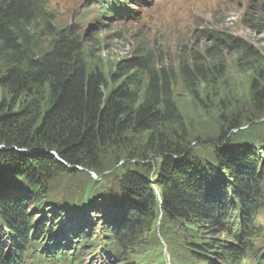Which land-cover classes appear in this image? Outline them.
<instances>
[{"label": "trees", "instance_id": "trees-1", "mask_svg": "<svg viewBox=\"0 0 264 264\" xmlns=\"http://www.w3.org/2000/svg\"><path fill=\"white\" fill-rule=\"evenodd\" d=\"M48 4L0 0V264H51L49 256L58 264H82L90 238L68 231L80 235L71 255L62 242L51 243L56 233L43 231L44 200L51 203L53 222L66 212H83L86 204L101 214L97 242L106 259L99 264L116 257L142 263L126 256H143L134 245L145 241L135 239L155 224L166 243L184 250L174 255L176 264H264V253L252 248L260 236L254 219L264 209V132L234 134L264 118V51L213 32L209 58L218 48L233 50L247 59V70H259L246 94L251 115L232 114L215 138L191 140L173 82L187 86L202 109L213 104L223 111L210 59L193 52L165 64L161 52L141 47L109 66L89 52L75 24L52 22ZM247 20L248 28L261 31L262 22L252 26L258 20ZM234 137L247 141L232 143ZM108 151L118 166L109 187L93 183L61 203L48 197L59 177L78 169L103 173ZM178 228L189 238L184 244Z\"/></svg>", "mask_w": 264, "mask_h": 264}, {"label": "rangeland", "instance_id": "rangeland-1", "mask_svg": "<svg viewBox=\"0 0 264 264\" xmlns=\"http://www.w3.org/2000/svg\"><path fill=\"white\" fill-rule=\"evenodd\" d=\"M153 1L157 2V0ZM139 6L138 9L142 11L131 18H127L126 21L117 19L108 21L98 15V10L94 6H86L82 0H49L47 10L52 14V22L57 26L75 24L80 29V36L86 39L87 42L85 41V43L89 52L104 59L109 66L120 60L132 58L136 50L141 47L156 53L161 52L165 64L178 62L179 54L190 59L193 52L200 54L205 60L210 59L219 75L217 80L219 86L213 92L216 91L217 95H219V91L223 93L224 105L223 108L221 107L223 111L218 110L213 104H208L206 109H202L191 97L187 86L179 80L173 82V95L187 121L188 136L191 140L194 137H199L201 140L215 138L226 127V119L232 114L239 113L242 119L251 115L246 94L250 80L259 75V70H247V59H242L239 55L234 54L233 50L218 48L217 55L212 58H209L206 50L213 47L212 34L217 32L226 38H234L238 42L246 43L256 53L263 52L264 0H164L150 5L149 8L144 4L146 10L149 11L148 15H145L144 7ZM247 18L258 20V23L252 26H258L262 22L261 31L248 28L246 25ZM93 33L95 35H92ZM262 57L264 59V56ZM199 92L201 99L204 100L203 91ZM3 97L4 94L0 92V102L5 100ZM258 117L236 133L233 132L235 136L240 135L243 131H247V133L250 131L255 137H263L264 118H261V115ZM238 141L247 140L232 138V143ZM206 148L209 150L208 147ZM113 165L112 155L108 151L103 160L101 169L103 173L96 175L91 171L78 169L79 172L74 176L59 177L61 184L58 182L60 185L57 188L49 189L48 197L61 203L77 193L91 189L93 183L98 184L97 189L101 186L109 187L114 183L113 175L118 170V166ZM149 165H152V162H149ZM141 169L143 174L147 172L146 168ZM153 172L154 170L150 172L149 176H152ZM43 203H46V206L43 204L42 210H46V214L48 213V219L43 222L45 224L43 231L48 232L54 228L57 233L55 236H58V238L53 237L51 243L60 240L59 243L62 242L60 243L61 248L66 249V253H71L72 248L76 252L74 246L78 245L76 243L80 241V235L85 233L91 239L84 248L83 258L80 262L82 264H99L98 262L106 259V255L100 251L101 245L93 241L94 239H102L101 229L97 235L94 234L97 232L96 228H99L96 223L101 218V214L94 215L96 212L92 213V209L87 204L83 209L85 212L77 211V214L66 212L63 216H58L57 221L53 222V214L49 215L51 214L49 212H53L49 200H44ZM74 208L78 209L77 204ZM61 223L62 226L57 230ZM254 224L259 229L260 236L254 240L252 248L257 252L264 253V209L256 215ZM154 227L155 229H151V235H142L135 240H144L147 243L153 240L158 244L154 246L139 241L135 242L136 248L147 251L142 257L127 255V258L143 260L140 264H176L174 255H183L184 250L175 251L174 247L163 239L156 224ZM63 229L67 230V233L62 232ZM70 230L72 233L77 232L80 235L78 237L73 236L72 233L68 235ZM178 231V239H183L184 244L185 240L188 241L189 238L180 228ZM221 238L223 239L224 236ZM68 240L74 245L67 244ZM224 240L230 239L224 238ZM227 242L231 243V241ZM42 243L45 244L44 241ZM45 259L51 261V264H58L49 257ZM25 264H29V262L26 261ZM112 264L139 263L133 261L122 263L119 261V257H116Z\"/></svg>", "mask_w": 264, "mask_h": 264}, {"label": "bare ground", "instance_id": "bare-ground-1", "mask_svg": "<svg viewBox=\"0 0 264 264\" xmlns=\"http://www.w3.org/2000/svg\"><path fill=\"white\" fill-rule=\"evenodd\" d=\"M46 201H47V200H46ZM50 205H51V203H50ZM49 213H52V212H49ZM47 215H48V213H47ZM56 237L58 238V236H55V238H56ZM59 241H60V240H58V241H55V243H57V244H58V243H59Z\"/></svg>", "mask_w": 264, "mask_h": 264}, {"label": "water", "instance_id": "water-1", "mask_svg": "<svg viewBox=\"0 0 264 264\" xmlns=\"http://www.w3.org/2000/svg\"><path fill=\"white\" fill-rule=\"evenodd\" d=\"M84 2H89V1H91V0H83Z\"/></svg>", "mask_w": 264, "mask_h": 264}]
</instances>
